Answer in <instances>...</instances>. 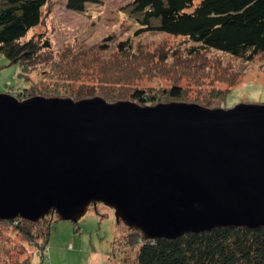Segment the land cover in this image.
I'll return each instance as SVG.
<instances>
[{"label":"water","instance_id":"water-1","mask_svg":"<svg viewBox=\"0 0 264 264\" xmlns=\"http://www.w3.org/2000/svg\"><path fill=\"white\" fill-rule=\"evenodd\" d=\"M97 204L144 239L264 228V104L0 92V220Z\"/></svg>","mask_w":264,"mask_h":264},{"label":"trees","instance_id":"trees-1","mask_svg":"<svg viewBox=\"0 0 264 264\" xmlns=\"http://www.w3.org/2000/svg\"><path fill=\"white\" fill-rule=\"evenodd\" d=\"M87 2L98 0H67L66 7L81 12ZM47 3L48 0H0V55L19 65L18 75L24 81L28 64H46L55 59L49 37L37 33L27 38L40 25ZM125 12L138 23L135 36L141 31H159L179 41L174 46L163 40L154 49L134 41L135 37L120 41L110 71L116 81L126 85L144 78L164 81L157 87L136 86L128 99L113 93L102 94L109 102L130 100L153 105L195 101L206 107H218L239 74L231 61L223 62V56L248 62L260 54L264 63V0H132ZM106 41L99 44L101 49L107 48ZM183 80L189 81L183 84ZM215 82L229 87L210 88ZM25 87L24 83L15 94L23 93ZM71 94L77 96L74 99H82L96 92L94 87L82 86ZM4 221H11L30 241L41 240L37 243L43 257L49 217L39 221L43 226L22 218ZM130 231L122 235L120 244L134 246L136 264H264V228L217 227L174 239H144L138 231Z\"/></svg>","mask_w":264,"mask_h":264},{"label":"rangeland","instance_id":"rangeland-1","mask_svg":"<svg viewBox=\"0 0 264 264\" xmlns=\"http://www.w3.org/2000/svg\"><path fill=\"white\" fill-rule=\"evenodd\" d=\"M131 1L87 2L84 10L78 12L66 7L67 0H48L42 9L40 25L27 38L37 33L49 37L55 59L46 64H28L24 81L18 75L19 65L0 55V92L10 91L22 99L36 95L74 99L77 96L71 93H77L84 86L94 87V96L102 97L107 92L128 99L136 86H159L164 79H137L126 85L110 74L120 41L135 37L134 41L142 42L149 49H154L163 40L174 46L179 41L159 31H141L135 36L138 23L125 12ZM105 40L107 48L101 49L99 44ZM228 61L239 74L231 87L223 82L210 85V88L216 85L219 89L229 87L218 107L229 108L238 103L264 104V63L260 54L248 62L232 61L228 55L223 56V62ZM183 81L184 84L189 80ZM24 83L26 89L16 95ZM39 224L43 226L42 222ZM31 230L35 232L36 229ZM125 232L130 233V228L116 222L112 210L102 204L91 206L77 222L54 216L41 257L38 249L41 240H37L38 243L30 241L11 221L0 220V264H136L134 246L120 244Z\"/></svg>","mask_w":264,"mask_h":264}]
</instances>
